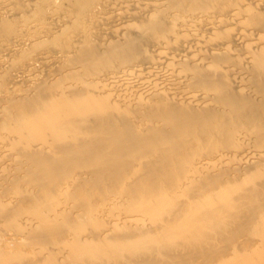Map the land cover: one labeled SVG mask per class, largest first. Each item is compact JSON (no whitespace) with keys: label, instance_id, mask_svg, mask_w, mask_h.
<instances>
[{"label":"rangeland","instance_id":"rangeland-1","mask_svg":"<svg viewBox=\"0 0 264 264\" xmlns=\"http://www.w3.org/2000/svg\"><path fill=\"white\" fill-rule=\"evenodd\" d=\"M261 20L264 0H0V264H264V125L187 133L175 162L165 144L69 150L105 112L149 136L172 109L257 97L243 67ZM132 39L133 56L105 55Z\"/></svg>","mask_w":264,"mask_h":264},{"label":"bare ground","instance_id":"bare-ground-1","mask_svg":"<svg viewBox=\"0 0 264 264\" xmlns=\"http://www.w3.org/2000/svg\"><path fill=\"white\" fill-rule=\"evenodd\" d=\"M91 1L92 0H87L88 3H91ZM260 22L264 26V20H261ZM137 43L138 42L135 39L129 40L128 42L122 43L111 49L105 55H109V58H124L130 57L131 55L133 56L136 52L134 50L137 49ZM252 51L253 52L250 53L252 61H250L251 63L249 66H244L243 69L251 74L252 77L256 72H260L262 75L260 83L253 81L250 84L251 89L257 97H253L243 91L229 90L221 92V96L217 99V102L221 105V107L217 109L185 110L182 112L172 109L162 115L165 127L155 130L154 133H151L149 136L140 135L134 127L131 128L128 115L124 116V114L120 113L105 112L97 116V120L99 122L97 129L102 130L103 136L96 135L89 139L86 137L78 143L75 150L69 149L70 153H78L79 156L82 155V153H86L87 157L99 159L102 157L104 148L110 144L116 146L115 151L117 153L126 154L137 149L154 148V146L158 144H165L164 161L170 159L169 161L175 162L176 159L172 156V154L174 153L177 141L187 133L196 136L207 134L208 136L215 137L223 134L230 135L231 132L229 126L232 122L245 124L247 126H249L247 123L264 125V49H254ZM223 55L224 54H222V56ZM226 56L225 59H228V54H226ZM87 57L90 59L93 58L94 61L100 60L99 55L91 52L90 50H87L86 53H84V58L87 59ZM39 95L32 98V102L35 107L36 105H42V103L44 104L43 99ZM63 110L64 109H61L60 111ZM151 116L156 117L158 115L151 114ZM41 118H43V122H46L49 125L55 126L60 124L57 120L52 122L51 120H48L49 117L46 114H42ZM157 136H164V138L158 139ZM43 164L46 165V163ZM61 166H59L58 169H47L46 167L45 174L56 176L59 173ZM106 167L110 171L114 170L116 169V163H108ZM13 254L11 253V255ZM28 264L30 263L28 262Z\"/></svg>","mask_w":264,"mask_h":264}]
</instances>
